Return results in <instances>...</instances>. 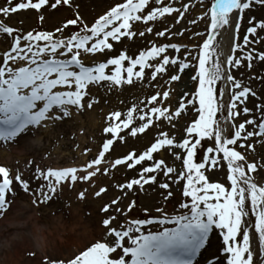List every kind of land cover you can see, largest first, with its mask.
I'll use <instances>...</instances> for the list:
<instances>
[{
  "label": "snow or ice",
  "instance_id": "6c2138e0",
  "mask_svg": "<svg viewBox=\"0 0 264 264\" xmlns=\"http://www.w3.org/2000/svg\"><path fill=\"white\" fill-rule=\"evenodd\" d=\"M49 3L50 0H20L13 6L8 2L0 7V14L7 16L29 8L39 11ZM174 3L175 0H122L90 25L78 14L68 19L66 25H77L78 30L67 36L63 35L62 28L55 29L60 35L50 31H28L13 36L12 27L0 25V34L12 37L10 47L0 52V146L4 147L15 143L18 134L29 129L53 126L70 120L73 112L79 113L85 107L90 109L100 102L97 92L123 91L125 86L146 78L155 80L158 75L167 76L166 82L171 84L178 82L187 70L194 72L188 77L192 88L178 96V105H161L158 96L164 99L170 96L169 91L164 90L146 97V103L141 101L129 106L126 111H109L102 135L96 141L97 154L85 163L43 169L36 164L27 169L26 176L19 170L11 173L8 167L0 165V214L8 208L6 193H23L31 197L33 205H47L67 188L74 190V199L82 201L87 188L78 185L85 182L95 185L94 178L98 175H109L113 170H123L125 174L131 170L137 174L114 184L118 194L100 207L101 213H108L110 206H116L112 215L98 219L97 223L104 226L101 230L105 237L103 242L89 240L82 250L44 255L41 264H192L213 228L219 230L222 237L226 264H256L250 244V228H254L258 237L259 264H264V184L258 186L252 175L264 170V157L259 163L247 160L254 143L264 149V102L254 104L253 109L247 107L249 95L256 100L259 98L250 87H242L231 71L242 66V61L249 62L248 68L253 59L264 61V52L254 56V49L248 47L264 38L257 35L258 29L264 31V20L253 22L249 17L242 40H239L238 31L243 13L252 3L264 5V0H211L207 6L205 0H188L180 8L174 7ZM192 3H198L204 11L189 23L196 24L201 19L206 23L204 31L192 33L204 37L201 43L192 46L195 52L185 50L181 56V45L149 40L150 46L140 50L134 58L126 55V50L107 55L114 48L113 42L151 34L154 25L148 22H155L165 14L178 13L175 17L178 23ZM58 5L72 7V0L50 3L52 9ZM138 22L139 27H134ZM170 27L154 35L164 38L167 33V37H171ZM182 34V31L175 33ZM226 35L230 39L231 52L225 49ZM169 50L176 54H170ZM237 50L240 56L235 55ZM88 54H100L105 58L86 65L83 59ZM256 79L264 80V76ZM189 110L195 116L183 128L179 140L174 134L170 136L166 131H159L138 153L132 148L115 157L109 155L112 151H120L118 145L126 147L138 134H144L149 126L164 127L166 122L175 128L173 121H178ZM253 111L259 113V120L248 116L238 124L235 122L241 113ZM137 115L138 125L134 123ZM249 138H254L253 142H249ZM206 139L211 142L208 147H204ZM198 149H203V155L195 162ZM88 151L90 149H84ZM163 151L176 161H182L179 169L156 158L154 154ZM146 161L151 163L145 166L142 162ZM27 165H33V160L27 161ZM219 167H226L228 186L209 182L206 177L207 170ZM161 173L166 180L159 183L160 189L168 190L182 182L185 200L179 203L178 209H183V213L177 211L168 215L163 208H157L161 213L159 217L135 218L128 220L126 225L119 224L118 215L123 214V210L117 205L121 198L135 192L134 186L143 190L145 184L154 182ZM38 181L42 182L34 186ZM14 183L15 188L12 187ZM105 192L106 187L101 186L92 196L98 198ZM161 195L166 201L172 192L169 190ZM133 203H128L127 209H131ZM246 205L254 217V223L247 225L243 219L248 216ZM114 220L117 224L110 226V221ZM157 223L160 226L174 223L175 227L156 231L142 229V226ZM36 227L40 230L45 226L37 224ZM109 236L114 239L108 240ZM125 238L126 244L122 243ZM37 245H40L39 238ZM118 251V257L110 255ZM129 256L130 259H126ZM208 264L213 262L210 260ZM216 264H221L219 259Z\"/></svg>",
  "mask_w": 264,
  "mask_h": 264
},
{
  "label": "rangeland",
  "instance_id": "374dc122",
  "mask_svg": "<svg viewBox=\"0 0 264 264\" xmlns=\"http://www.w3.org/2000/svg\"><path fill=\"white\" fill-rule=\"evenodd\" d=\"M8 2L14 6V4L20 2V0H0V7L5 6ZM52 2H54V0H50V3ZM117 2H122V0H72V7L58 5L55 9H52L49 3V5L42 6L39 11L29 8L27 10H17L16 12L9 13L7 16L0 14V25L12 27L14 29L12 34L13 36L27 33L28 31H32L33 33L36 31H50L54 32L55 35H60L61 33L55 32V29L57 28H62L63 35L67 36L73 31L78 30L77 25H66V21L68 19H74L78 14L85 23L90 25L96 18H98L99 15H102L109 7L114 6ZM186 2H188V0H175L174 7L180 8L181 4ZM210 2L211 0H205V6L210 4ZM202 11H204V8H201L198 3H192L189 5V10L178 23L175 21V17L178 13L174 12L172 14H165L163 18H158L155 22H148L150 26L154 25L153 32L151 34L145 33L143 38L135 36L132 40H127L125 38L122 39L121 42H113L114 48L108 52L107 55H116L120 50H126V55L134 58L140 50H146V48L150 46L148 44L149 40L154 43H177L181 45V56L185 50H192L195 52V49L192 46L201 43L204 37L193 36L192 33L204 31L206 23L203 19H201L196 24H190L189 20H195L196 16ZM249 17H252L253 22L264 20V5L252 3L250 5V9L243 13L240 28L238 30L239 40H242L245 30L249 26ZM170 25V31L173 33L171 37H167V33L164 38L156 37L154 35L156 31H163L165 28H169ZM134 27H139V22L134 25ZM178 31H182L183 34L179 36L175 35ZM257 35L264 37V31L258 29ZM11 39L12 37L0 34V52H3L10 47ZM250 39H255V37L250 36ZM248 47L254 49V56L260 52H264V38H261L257 43L249 44ZM169 52L173 55L176 54L171 50H169ZM235 55L240 56V51L237 50ZM104 58L105 57L100 54H88L87 58L83 59V63L88 65L91 62H99ZM248 63V61H242V66L234 68L231 71L234 78L241 83L242 87H250L257 94L259 100H256L254 97L249 95L246 101V106L253 109L254 104L264 102V80L256 79L257 76H264V61L253 59L251 62V68H248ZM169 72H171L170 66ZM190 73L194 74L192 69L187 70L178 82H172L171 84L166 82L167 76L161 77L158 75L155 80H149L146 78L144 81L139 83H134L131 86H125L123 91L108 92L105 90L104 92H97V95L100 97V102L95 103L90 109L85 107L79 113L73 112L70 120L66 119L62 123L48 126L49 134L46 138L47 140H50L51 147L46 148L48 141L32 136V138L27 139L26 148L29 150L39 149L45 144L44 148L48 150H43L40 155V159L45 162L44 164L46 167H54L53 164L58 162L67 163L66 166L85 163L88 159L94 158L97 154L96 141L102 135V128L105 126V117L109 111H126L129 106L140 103L141 101L146 103V97L156 94L157 92L162 93L164 90H168L170 96L167 99L162 98V96H158V100H160L161 105L165 107L178 105V96L181 95L183 91H187L192 88V82L188 78ZM104 101H106V103ZM141 107H143V104H141ZM92 112L95 114L92 117L93 121L91 123L93 124H89V118L85 115L86 113ZM194 116L195 113L189 110L188 113L186 115H182L178 121H173V123L176 124L175 128L168 125L166 122H164V127L149 126L144 134H138V137L135 140H130L126 147L118 145L120 151H112L109 155L115 157L119 154L125 153L127 150H131L132 148H135L138 153L156 138V133L159 131H166L170 136L174 134L176 139L179 140L183 136V128L188 122H191ZM248 116H254L256 120H259L260 118L259 113L253 111L249 114L241 113L236 118L235 122L238 124ZM94 117L96 118L94 119ZM134 123L137 125L139 124L138 115ZM54 127H58L60 132H53L52 129ZM253 140L254 138H249V142H253ZM210 144L211 142L207 139L204 141V147H208ZM5 148L8 149L9 146L7 145ZM85 148L90 149V151L84 152ZM260 148L261 146L258 143V145L254 147V150H249L247 154L248 162H260L261 158L264 157V149ZM174 151L179 150L174 149ZM154 155L157 159H164L168 166H175L179 169L182 164V161H176L175 157H172L166 151L158 152ZM202 155L203 149H198L197 154L194 157L195 162H199L202 159ZM10 158L12 159V162H10V159L9 163H13L10 165L12 172L15 173L19 170L21 175L24 174V176H26L28 174V171L25 170L27 161L15 160L12 155ZM142 163L147 166L151 162L146 161ZM36 164L38 163H35V165ZM205 174L209 182H220L226 184V167L209 169ZM134 175L137 174L133 173L131 170H127V174H125V171L123 170H113L109 175H98L94 178L95 185L87 184L86 182L83 185H78V187L83 186L87 188L85 198L82 201L80 199H74L71 193L73 189L67 188L61 190L57 194L56 198L49 201L47 205H33L31 203V197L21 193V202L26 203L32 211L28 213L25 211L23 212L22 210L19 212L16 211V215L18 216L17 221H20L23 224V222L27 221V217L30 214L32 217L34 216L39 219L41 224L44 225H49L52 218L58 217L59 220L56 227V236L50 235L47 231H44L43 237L45 236L46 245L43 250L45 254H39V252L35 250H29L28 253L31 252L34 253V255L29 256L27 253L28 258H37L41 264L42 255L59 254L65 250H72L73 247L82 250L85 243H80L78 233L81 230V225L83 223H85L86 226L95 225L100 230L99 232L92 233V242L96 239L103 242L105 237L101 230L104 226L102 223H97L98 219L100 217L112 215L116 206H110L108 213H101L99 209L104 203H110V200L115 198L118 194L119 190L114 188V184L125 182ZM149 175H151V173H149ZM252 175L254 176L255 182H257L258 186L264 184V170H257ZM165 180L166 178L163 177L162 173L158 174L154 182H148L144 185L143 190H141L139 186H134L136 187L135 192H131L127 197H122L117 205L123 210V214L118 215L119 224L126 225L128 220L135 218L159 217L161 213L156 211L157 208H163L164 213L168 215L176 214L177 211L182 214L184 210L178 209L179 203L185 200L182 194V182H177L176 185H173L168 190L160 189L159 183L164 182ZM41 182L42 181L36 182L34 186H38ZM167 182L171 184V181ZM101 186L106 187V192L101 194L98 198L93 197L92 192L94 190H98ZM226 186L228 185L226 184ZM12 187H16L15 183ZM169 190L172 192V195L165 201L161 193H166ZM90 200H95V202H93V207L92 203L90 204ZM7 202L9 205V200H7ZM65 202H67V204ZM128 203H133V207L131 209H127L126 205ZM92 208L95 209V214H98L97 221L96 219L91 218L92 215H95L94 213L91 215ZM145 209H147V211H145ZM247 211L248 216L243 218L245 225L249 222L254 223V217L251 216L250 207H247ZM4 212H6V210ZM116 224V220L110 221V226H115ZM162 227L171 228L175 227V224L172 223L160 226L157 223L153 226H142V229L145 231H156L162 230ZM117 230L120 229L117 228ZM107 239L112 240L114 238L109 236ZM207 239L208 241L210 239L213 244L208 246L210 249L207 247L206 249L218 258L221 264H226L225 254L222 252V237L219 236V230L213 228ZM52 243H56L57 245H52ZM122 243H127L126 238L122 241ZM250 244L254 251L256 264H259L258 237L254 232V228H250ZM88 246H90V244ZM119 254L120 252L118 251L110 255L118 257ZM126 259H130V256ZM199 261H202V259L199 258L198 252L196 257L193 258L192 264H202V262L198 263Z\"/></svg>",
  "mask_w": 264,
  "mask_h": 264
},
{
  "label": "bare ground",
  "instance_id": "6f19581e",
  "mask_svg": "<svg viewBox=\"0 0 264 264\" xmlns=\"http://www.w3.org/2000/svg\"><path fill=\"white\" fill-rule=\"evenodd\" d=\"M225 41H226L225 49L227 50V48L230 45V39L227 35L225 36ZM94 115H95L94 112L86 113L85 116L89 118V121H88L89 124L93 121L92 117ZM95 118L96 117H94V119ZM54 128L52 129L53 132H56V133L60 132L58 127L55 129ZM48 134H49L48 127H37L34 131L29 129V131L23 134H18L20 138L15 143H8V146H9L8 149H6L5 147L3 148V146H0V165L4 164L3 166L8 167L10 172L13 173L12 169H10V165L13 163H9L11 159L10 156L12 155V157H14L15 160L16 159L20 161L21 160H26V161L33 160V165H28L25 170H27L28 168H34L35 163H38L42 169L46 168V165L44 164L45 162L42 161V159H40V155L43 152V150L51 147L50 140H47L46 138ZM32 136L38 139L42 138L45 141H48L46 148H44L45 146L44 144L42 147L44 149L42 148L32 149V150L27 149L26 148L27 141H28L27 139L32 138ZM256 145H258V143H254V147H256ZM10 162H12V159ZM64 165L66 166L67 163L58 162V163L53 164L54 167H59V166H64ZM71 165H76V164H71ZM22 176H24V174H22ZM71 193H72V196L74 197V190H72ZM20 195L21 193L17 195H12V194L8 195V193H6V200H9L10 204L8 205L6 212L0 215V264H40L37 258H33V259L28 258L27 253L29 252V250L31 251L35 250L39 252V254H45L43 250L44 246L46 245V239L44 238L45 236L43 237L44 231H47V233H49L50 235H54V236H56L57 234L56 227H57V222L59 221L58 217L52 218L50 220L49 225L42 224L45 227L40 230H38L36 227L37 224H41L40 220L34 216L32 217L31 214L27 217V221L23 222V224L22 222L17 221L18 216L16 215V211L19 212L20 210H22L23 212L25 211L27 213L32 211L30 210V208L28 207L26 203L21 202ZM93 202H95V200L93 201L90 200V204L92 203V207L94 206ZM91 212H92L91 215L93 213L95 214V209L92 208ZM97 216L98 214L96 213L95 215H92L91 218H94L97 221ZM99 231L100 230L95 225L86 226V224L83 223L81 225V230L78 233L80 243L84 244L87 241H89L90 238L92 240V237H93L92 233L99 232ZM37 238L40 239L39 246L37 245ZM56 243H52V245H57ZM212 244L213 243L210 241V239L209 241L208 239L206 240L205 246L199 251V258H201L202 261H199L198 263L202 262V264H208V261L211 260L213 264H216V261L218 258H216L208 250L210 249L208 246H211ZM206 247L208 249H206ZM73 249H76V248L73 247Z\"/></svg>",
  "mask_w": 264,
  "mask_h": 264
}]
</instances>
